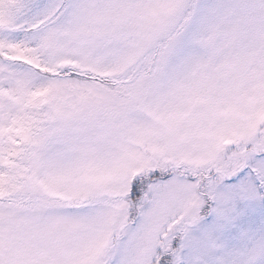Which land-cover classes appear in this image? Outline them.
Returning a JSON list of instances; mask_svg holds the SVG:
<instances>
[{
  "label": "snow or ice",
  "instance_id": "1",
  "mask_svg": "<svg viewBox=\"0 0 264 264\" xmlns=\"http://www.w3.org/2000/svg\"><path fill=\"white\" fill-rule=\"evenodd\" d=\"M0 264H264V0H0Z\"/></svg>",
  "mask_w": 264,
  "mask_h": 264
}]
</instances>
